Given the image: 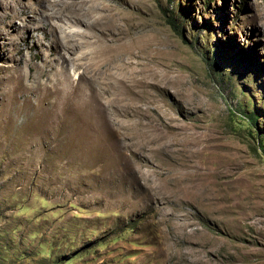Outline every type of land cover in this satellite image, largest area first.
I'll list each match as a JSON object with an SVG mask.
<instances>
[{
    "label": "rangeland",
    "instance_id": "rangeland-1",
    "mask_svg": "<svg viewBox=\"0 0 264 264\" xmlns=\"http://www.w3.org/2000/svg\"><path fill=\"white\" fill-rule=\"evenodd\" d=\"M51 1L22 0L67 29ZM76 1L105 11L70 42L0 21V264H170L173 210L224 238L219 263L264 264V0ZM190 184L218 188L222 225Z\"/></svg>",
    "mask_w": 264,
    "mask_h": 264
},
{
    "label": "bare ground",
    "instance_id": "bare-ground-1",
    "mask_svg": "<svg viewBox=\"0 0 264 264\" xmlns=\"http://www.w3.org/2000/svg\"><path fill=\"white\" fill-rule=\"evenodd\" d=\"M0 1H1L0 11H1V15L3 16L2 20L0 19V21L4 25L9 26L11 31H13L18 37L22 38L24 41H27V39L35 38L33 36V34L37 33V36H38V34H42V36L46 40L48 39L49 42H53L56 44L59 42L60 34H62L61 36L64 37L66 42L67 41L70 42L72 37H76V36L78 37L80 35V33L73 31V30H69V28H73V27H77L78 25L86 24V23H84L85 14L90 15V13H95V12H100L103 14V12L105 11L104 7H101V6L99 8H96V9L89 7L86 10L85 1L84 2L81 1L80 3L77 2L76 0H68L65 2H61L62 8L63 9L65 8L64 10H61V17L66 19L68 22L67 23L68 28L63 30V29H60L55 24H51L50 22L45 24L43 22V20H42L43 16L44 17H51V16L57 14V11H55V12L53 11L54 13H52L51 15L46 14L44 11H42L44 9L45 5L42 6L41 4H38V6L33 7V6H30L29 3L22 2V0H4V2H2V0H0ZM42 1L50 4V6H52V10H55L57 1L38 0L39 3ZM36 2H37V0H36ZM72 9H74V10H72ZM102 14H100V15H102ZM102 17H103V15H102ZM62 18H60L61 21H62ZM95 30H96V28H95ZM48 31H51V37L49 36ZM91 38L96 39V41H94L95 46L87 52L86 57H88V59H89L88 60L89 61V69L92 73H94V71L96 69L98 72V69H101L102 66L104 65V54H105V50H106V40H105L104 34H101L100 36L93 35ZM39 43H41V41H39ZM50 46H52V45H50ZM50 50L53 54L57 55L60 49L51 48ZM90 94H88V95H90ZM101 95H102V92H101ZM91 97H88V96L84 97V98L81 97L82 98L81 100L84 103L89 104L90 100H91V102L95 101V97H92V98ZM99 97L96 99H99ZM98 102H100V101H98ZM84 103H83V105H84ZM178 189H179V193H181V194L184 193L186 195V199L187 198H193V199L197 200L198 202H201L202 204H204L205 207L208 206V207L213 208L215 206L216 202L218 201V199H217L218 197L216 198V194H215L217 192L218 188L214 189V186H211V185L190 184V185H185V186H179L177 188V190ZM173 201L177 202V203L183 202L179 198H173ZM193 207L196 208V206H193ZM217 207L219 208V206H217ZM215 208H213L214 210H212L208 214H206V216H203V214H202V217L205 219H209V221L210 220H212L214 222L220 221V220H218L219 217H218V219L217 218L211 219V217H217V215L219 213H222L223 208H222V210H216L217 208L216 209ZM174 211L175 210L170 211V212L160 213V215L162 216V221L165 222L167 225H170V227H171V229H169L170 239H166L163 241V243H161L163 245L162 247H163V253L165 254V258L169 259L170 264H216V263H219V261H217V259L212 258L215 254L212 253L210 250L212 248H217L220 250L226 249L227 245L225 246V241L223 240L224 238L221 239V238L205 235V233H202L199 229H196L194 227L195 223L191 221L192 216H190L189 213H186L183 210H180L178 213H176ZM226 211H227V209H226ZM199 212H201V211L197 207L195 214L199 216ZM220 218H221V216H220ZM226 218H228V217H226ZM248 218H249V216L247 217V219ZM175 220H178V221H175ZM220 225H222V222L219 224V226ZM223 232H225V230ZM226 233H225V235H226ZM228 247H229V244H228ZM209 248H210V250H209ZM232 259H233V257H232ZM234 260H235V258H234ZM232 262H233V260H232ZM222 263H224V262H220L219 264H222Z\"/></svg>",
    "mask_w": 264,
    "mask_h": 264
},
{
    "label": "trees",
    "instance_id": "trees-1",
    "mask_svg": "<svg viewBox=\"0 0 264 264\" xmlns=\"http://www.w3.org/2000/svg\"><path fill=\"white\" fill-rule=\"evenodd\" d=\"M167 22H168L172 27L175 26L172 17H168V18H167ZM175 27H176V26H175ZM175 27H174V28H175Z\"/></svg>",
    "mask_w": 264,
    "mask_h": 264
}]
</instances>
